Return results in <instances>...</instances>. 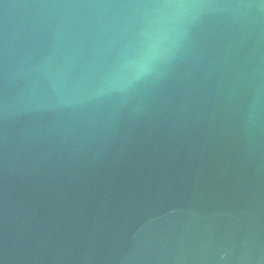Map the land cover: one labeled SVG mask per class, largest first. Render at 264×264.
Masks as SVG:
<instances>
[{
  "label": "water",
  "instance_id": "water-1",
  "mask_svg": "<svg viewBox=\"0 0 264 264\" xmlns=\"http://www.w3.org/2000/svg\"><path fill=\"white\" fill-rule=\"evenodd\" d=\"M0 264H264V0H0Z\"/></svg>",
  "mask_w": 264,
  "mask_h": 264
},
{
  "label": "clouds",
  "instance_id": "clouds-1",
  "mask_svg": "<svg viewBox=\"0 0 264 264\" xmlns=\"http://www.w3.org/2000/svg\"><path fill=\"white\" fill-rule=\"evenodd\" d=\"M174 6L177 7V8H183V7H187L188 5L183 4V3H178V4L174 5ZM142 69L144 71H149L150 70L149 68H147L146 66H143V65H142Z\"/></svg>",
  "mask_w": 264,
  "mask_h": 264
}]
</instances>
